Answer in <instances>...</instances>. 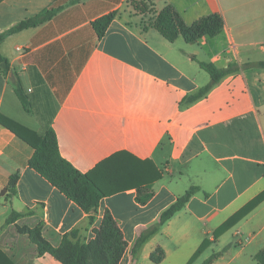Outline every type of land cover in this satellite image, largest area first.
Listing matches in <instances>:
<instances>
[{"label":"crops","instance_id":"crops-1","mask_svg":"<svg viewBox=\"0 0 264 264\" xmlns=\"http://www.w3.org/2000/svg\"><path fill=\"white\" fill-rule=\"evenodd\" d=\"M167 6L189 26L212 14L225 26L214 38L171 43L154 27ZM48 10H56L51 19L0 46L8 63L0 62V115L39 134L52 128L61 156L84 174L124 155L143 173L137 185L151 183L154 195L146 205L136 187L105 197L91 223L29 166L34 149L0 124V264H61L39 254L29 231L53 247L72 232L89 242L107 211L127 243L119 264H189L205 240L192 264L213 255V264H260L264 201L214 233L264 192V68L256 65L264 62V0H2L0 36ZM113 12L99 38L92 24ZM201 63L241 70L188 103L211 83ZM192 188L189 202L133 255L141 232ZM158 249L165 255L154 263Z\"/></svg>","mask_w":264,"mask_h":264},{"label":"trees","instance_id":"trees-1","mask_svg":"<svg viewBox=\"0 0 264 264\" xmlns=\"http://www.w3.org/2000/svg\"><path fill=\"white\" fill-rule=\"evenodd\" d=\"M55 14L56 10H48L33 19L18 24L0 36V46L7 36L37 27L51 19ZM117 14V12L110 13L92 24L99 38L105 36ZM224 26L225 21L221 14L203 17L189 26L172 6H167L154 23L155 29L169 42L174 43L179 37H183L188 44L197 43L204 37L214 38L221 33ZM0 62L8 67L7 61L1 55ZM256 65L264 68V62ZM201 67L210 75L211 83L198 93L188 97L186 99L188 103H194L205 97L213 86L222 79L241 70V66L238 64H230L227 68L220 69L211 63H201ZM16 93L25 109L28 110L27 99L22 90L18 88ZM0 124L34 149V155L29 162V166L86 211L89 214L91 223L95 221L99 203L105 197L136 187L138 192L137 201L141 205H146L154 195L151 183L142 184V186L137 185V180L143 177V173L140 175L139 170L135 169L134 163L124 155L118 154L111 157L91 172L84 174L61 156L58 139L52 128L39 134L3 115H0ZM18 180L19 174H16L10 180L8 191L11 196L16 193ZM196 190L197 188H192L188 191L161 214L155 225L141 232L133 248V255H136L145 242L189 202ZM263 201L264 192L223 224L214 233V237H220ZM18 216L19 214L14 213L7 222H13ZM29 233L38 245L40 255L49 254L61 264H119L127 248L122 231L108 211L105 213L100 229L96 231V237L89 242L78 239L76 232H72L64 236L59 247H53L41 237L39 230H31ZM209 245L210 241L205 240L189 264H192L195 258ZM164 255V251L158 249L152 254L151 259L154 263H159ZM216 258L217 255H213L202 264H213ZM256 259L260 264H264V252H261Z\"/></svg>","mask_w":264,"mask_h":264},{"label":"rangeland","instance_id":"rangeland-1","mask_svg":"<svg viewBox=\"0 0 264 264\" xmlns=\"http://www.w3.org/2000/svg\"><path fill=\"white\" fill-rule=\"evenodd\" d=\"M132 16H133V14H130V15H129V13L126 14V17H129V18H130V17H132ZM41 134H42V133H41Z\"/></svg>","mask_w":264,"mask_h":264}]
</instances>
